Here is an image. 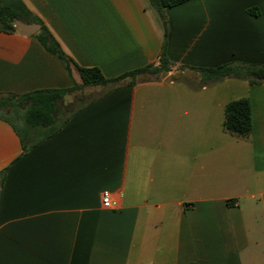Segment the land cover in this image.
<instances>
[{"label":"crops","instance_id":"obj_1","mask_svg":"<svg viewBox=\"0 0 264 264\" xmlns=\"http://www.w3.org/2000/svg\"><path fill=\"white\" fill-rule=\"evenodd\" d=\"M22 1L81 67L115 78L161 61L148 0ZM165 13L170 70L97 86L27 149L0 119V264H264V84L194 70L264 64V0ZM81 81L33 35L0 30V94ZM244 97L252 131L239 137L225 106Z\"/></svg>","mask_w":264,"mask_h":264},{"label":"trees","instance_id":"obj_2","mask_svg":"<svg viewBox=\"0 0 264 264\" xmlns=\"http://www.w3.org/2000/svg\"><path fill=\"white\" fill-rule=\"evenodd\" d=\"M154 10L162 19L165 29V39L162 47L161 65L159 67L147 66L129 71L115 78H107L98 67H81L69 57L62 49L60 43L43 23L22 0H0V30L14 32L17 27L15 19L26 23H38L37 33L33 34L42 45L50 52L58 55L66 63L71 71L75 67L81 77V83H75L66 89H41L29 93L0 94V119L9 122L21 137L24 149L29 148L40 138L48 137L58 131L67 121L70 114L63 115L60 104L64 98L77 89L84 87H114L127 78H135L142 73H158L170 70L169 61L166 57V36L168 24L166 9L192 0H148ZM201 73L205 81H217L225 77L245 79L249 84H264V64H233L228 63L215 68H195ZM71 113V112H70ZM225 131L239 137H248L252 131V112L250 99L239 98L228 102L225 106L224 118ZM39 139V138H38Z\"/></svg>","mask_w":264,"mask_h":264},{"label":"rangeland","instance_id":"obj_3","mask_svg":"<svg viewBox=\"0 0 264 264\" xmlns=\"http://www.w3.org/2000/svg\"><path fill=\"white\" fill-rule=\"evenodd\" d=\"M98 93L99 91L96 87H84L82 89L73 91L72 93L68 94L65 97V100H63V103L60 104L62 114L64 116L67 115L72 109L76 108Z\"/></svg>","mask_w":264,"mask_h":264},{"label":"water","instance_id":"obj_4","mask_svg":"<svg viewBox=\"0 0 264 264\" xmlns=\"http://www.w3.org/2000/svg\"><path fill=\"white\" fill-rule=\"evenodd\" d=\"M14 24L18 31L25 36H30L37 33L40 28L38 23H26L19 19H15Z\"/></svg>","mask_w":264,"mask_h":264},{"label":"built area","instance_id":"obj_5","mask_svg":"<svg viewBox=\"0 0 264 264\" xmlns=\"http://www.w3.org/2000/svg\"><path fill=\"white\" fill-rule=\"evenodd\" d=\"M160 65H161V61H158L156 63V67H159ZM102 204L103 207L108 209H116L119 207L118 201L112 199V197L107 192L103 193L102 195Z\"/></svg>","mask_w":264,"mask_h":264}]
</instances>
